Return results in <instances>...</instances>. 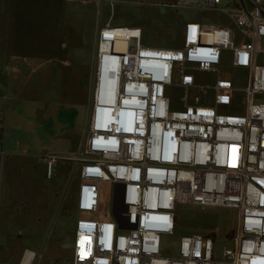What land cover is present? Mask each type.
<instances>
[{
    "label": "built area",
    "instance_id": "obj_1",
    "mask_svg": "<svg viewBox=\"0 0 264 264\" xmlns=\"http://www.w3.org/2000/svg\"><path fill=\"white\" fill-rule=\"evenodd\" d=\"M225 1L178 0L177 8L229 15L235 29L186 22L176 48L143 44L139 26L99 29L86 139L100 157L82 166L72 264H264V0ZM116 38L129 48L106 49L112 77L102 49ZM226 51L238 75L223 67ZM130 86L142 91L138 100ZM58 158L47 155L48 178ZM100 179L114 184L118 200L98 218L87 214L99 208ZM178 203L237 209L235 245L219 256L213 236L192 234L166 252Z\"/></svg>",
    "mask_w": 264,
    "mask_h": 264
},
{
    "label": "rangeland",
    "instance_id": "obj_2",
    "mask_svg": "<svg viewBox=\"0 0 264 264\" xmlns=\"http://www.w3.org/2000/svg\"><path fill=\"white\" fill-rule=\"evenodd\" d=\"M177 1L0 0V39L3 40V52L19 55L20 58H17V61H22L20 66L24 68V72L31 71V75L28 74L29 78L37 88V90L30 91L27 89V74L22 76L18 74L17 79L21 78L22 82L18 81L16 85L13 70H11L12 64L7 62L2 76L0 100L4 117L8 118L9 112L21 99L41 97L44 92H47L48 98L54 101L64 99L63 93L69 92L72 103L74 96L79 94L72 90L67 91L68 85L71 84L70 88H74L75 77L86 68L87 61L91 59L90 53L96 58L95 63L97 62L98 38H94L97 28V26L94 28V20L98 23L101 18L103 25L111 22V25L142 27L144 35L141 41L148 46H155L152 41L155 42L158 38H165L166 43L170 42L169 39L178 38L175 27L170 29L172 33H164L157 28L161 12L177 16L180 28L185 22L202 20L209 24L229 26L235 29L227 14L204 10L198 5L178 9L174 5ZM230 1L233 0H226L225 4ZM83 14H86L87 17ZM169 20L162 18L161 23L169 24ZM263 38L261 44H264ZM94 41L96 42L95 48ZM95 67H97L96 64ZM20 85L22 86L20 87ZM46 86L48 91L42 89ZM179 95L178 90L168 86L167 96L173 102L179 101ZM125 132L129 133L130 130H125ZM85 134L80 140L77 135L72 133L71 139L76 152L71 151V154L57 159L54 164L53 180L45 183L39 172L35 175L43 183L39 181L41 186L36 185L35 189L32 188V192L35 195L43 193V191L46 193L45 189L42 191L46 186L48 189H52V194L49 196L55 200L54 216L40 250L52 245L54 241L53 235H51L52 229L55 230L57 224L61 222V215L67 211V207L70 209L72 206L77 185L83 179L82 166L84 162L100 157V154L94 153L88 147ZM7 160L6 158L3 161V168ZM60 162H64V165L59 167V171L54 177L56 164ZM98 184L100 190L99 208L94 214H87L91 217L108 215L114 201L118 200L117 197L114 198L115 186L113 183H109L106 179L102 182L100 179ZM8 192L9 187L4 181L2 185L3 203L8 202ZM67 201L69 202L67 203ZM77 208L79 210L78 204ZM176 213L178 226L175 234L163 235V245L169 254L173 255L177 252L171 246H175L181 238L192 234L213 236L216 239L219 256L222 255L225 247L235 245V240L232 238L238 226L239 211L237 209L223 206L202 208L192 203H178ZM80 219H82L81 213L78 221ZM65 250L64 257L68 259L70 248L67 246ZM70 259L72 263L73 258ZM47 263L51 264L52 262L43 261V264Z\"/></svg>",
    "mask_w": 264,
    "mask_h": 264
},
{
    "label": "crops",
    "instance_id": "obj_3",
    "mask_svg": "<svg viewBox=\"0 0 264 264\" xmlns=\"http://www.w3.org/2000/svg\"><path fill=\"white\" fill-rule=\"evenodd\" d=\"M160 17L157 28L164 33H172L170 29L175 27L178 38L169 39L170 42L167 43L165 38H158L155 42L152 41L155 45L152 47L176 48L182 46V31L186 22L180 28L178 17L174 14L169 15L161 12ZM162 18L171 21L169 20V24L161 23ZM195 21L202 23L206 28L219 26L202 20ZM108 25H111V22L103 25L101 18L98 23L94 20V28L97 26L94 38H98L99 29ZM95 45L94 41V48ZM90 56L91 59L87 61L84 71L75 77L74 88L71 89V84H69V89H66L79 94L74 96L72 103L69 92L63 93L64 99L60 101L49 99L48 93L44 92L41 97L25 98L18 101L7 118L3 115L0 101V264H43V261H51V264H72L70 258L74 257V241L78 233L77 221L80 217L77 202L81 181L77 185L72 206L70 209L67 207V211L61 215V222L57 224L55 230L52 229L51 235L54 240L52 245L43 250L40 248L49 232V226L54 216L55 200L49 196L52 194V189L45 186L42 191L45 189L46 193L43 191V193L35 195L32 188L35 189L36 185L41 186L39 181L42 180H38L35 176L38 172L45 183L54 179L47 178V155L55 153L58 156H67L71 154V151L75 153L74 142L72 143L71 139L72 133L81 140L85 132L88 131L96 68V58L92 53ZM17 58L20 57L15 53L3 52V40L0 39V100L2 76L7 62L12 64L11 70H13L16 85L18 81L22 82L21 78L17 79L18 74L20 76L31 75V71L24 72V68L20 66L22 61H17ZM223 67L228 70V76L238 75L231 65L229 51L225 52ZM27 85L29 91L37 90L29 75ZM42 89L48 91L47 86ZM6 158L8 160L3 168L2 164ZM63 163L56 164L54 177L59 171V167L64 165ZM4 181L9 187V197L6 203H3L2 193ZM67 246L70 248L68 259L64 257Z\"/></svg>",
    "mask_w": 264,
    "mask_h": 264
},
{
    "label": "bare ground",
    "instance_id": "obj_4",
    "mask_svg": "<svg viewBox=\"0 0 264 264\" xmlns=\"http://www.w3.org/2000/svg\"><path fill=\"white\" fill-rule=\"evenodd\" d=\"M110 27H123V26H113V25H108ZM130 27V26H129ZM126 38H116L115 40L111 41L113 42L110 45H106L103 47L102 52H103V57L105 60V66L106 69L109 71V75L112 77H115L116 74H114V72L111 70V67L113 66V60L111 58V54H109V52L106 50L109 46L111 49H113V53H119V54H124L127 53V50L129 48V43L125 40ZM131 60V58H130ZM120 65V64H119ZM135 67V65H134ZM138 83H131V85H137ZM132 86H130V91L128 92L130 95L134 96L135 100H138V96L139 93H142V91L139 89V87H135V88H131ZM125 131V130H124ZM123 174H125V172H122ZM129 175V172H127V176ZM109 183L112 184L111 181H109Z\"/></svg>",
    "mask_w": 264,
    "mask_h": 264
},
{
    "label": "clouds",
    "instance_id": "obj_5",
    "mask_svg": "<svg viewBox=\"0 0 264 264\" xmlns=\"http://www.w3.org/2000/svg\"><path fill=\"white\" fill-rule=\"evenodd\" d=\"M88 129H89V122H88ZM101 131H102V132H105V133L107 132L106 129H101ZM97 150H98V151H102V152L106 151V150H105L104 148H102V147L97 148Z\"/></svg>",
    "mask_w": 264,
    "mask_h": 264
}]
</instances>
